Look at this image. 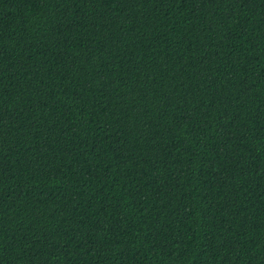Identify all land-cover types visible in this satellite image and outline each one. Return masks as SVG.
I'll use <instances>...</instances> for the list:
<instances>
[{
  "label": "trees",
  "instance_id": "1",
  "mask_svg": "<svg viewBox=\"0 0 264 264\" xmlns=\"http://www.w3.org/2000/svg\"><path fill=\"white\" fill-rule=\"evenodd\" d=\"M0 264H264V0H0Z\"/></svg>",
  "mask_w": 264,
  "mask_h": 264
}]
</instances>
